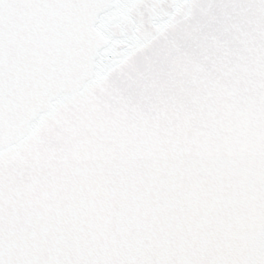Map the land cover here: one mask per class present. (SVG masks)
<instances>
[{"label": "snow or ice", "instance_id": "6c2138e0", "mask_svg": "<svg viewBox=\"0 0 264 264\" xmlns=\"http://www.w3.org/2000/svg\"><path fill=\"white\" fill-rule=\"evenodd\" d=\"M118 7L0 0V264H264V0L132 5L136 69L81 42Z\"/></svg>", "mask_w": 264, "mask_h": 264}, {"label": "water", "instance_id": "95a60500", "mask_svg": "<svg viewBox=\"0 0 264 264\" xmlns=\"http://www.w3.org/2000/svg\"><path fill=\"white\" fill-rule=\"evenodd\" d=\"M99 4H115L116 9H98L95 14V23H88L82 29L81 42L94 44L102 57L109 54H122L123 66L136 69L148 63L155 53L157 41L141 40L140 33L145 20L153 28H159L163 23L162 17L166 10L160 7H149L143 11L134 9L132 5L145 4L160 6L170 0H92ZM81 15H84L81 13ZM159 21V23H158ZM64 131L62 125L55 120L46 121L37 127L35 141L39 142L48 137H58Z\"/></svg>", "mask_w": 264, "mask_h": 264}]
</instances>
